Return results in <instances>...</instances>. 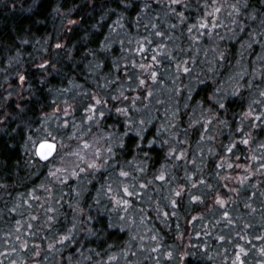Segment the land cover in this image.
Segmentation results:
<instances>
[{"label":"trees","instance_id":"obj_1","mask_svg":"<svg viewBox=\"0 0 264 264\" xmlns=\"http://www.w3.org/2000/svg\"><path fill=\"white\" fill-rule=\"evenodd\" d=\"M7 84L0 264H236L239 245L264 254V0H0L1 103ZM65 101L80 172L56 188L54 159L39 160L27 138ZM98 104L108 113L92 134ZM136 184L130 210L148 211L153 230L141 237L138 218L122 223L108 200Z\"/></svg>","mask_w":264,"mask_h":264},{"label":"rangeland","instance_id":"obj_2","mask_svg":"<svg viewBox=\"0 0 264 264\" xmlns=\"http://www.w3.org/2000/svg\"><path fill=\"white\" fill-rule=\"evenodd\" d=\"M173 3H180L181 0H172ZM224 12V11H221ZM216 14V13H215ZM213 15V20H214V16ZM219 22H217L216 20H214L211 25L209 26L210 28H214L215 24H218ZM71 25L76 24L75 22H70ZM20 79V77H19ZM18 79V81H19ZM21 81V80H20ZM22 82V81H21ZM8 85V84H7ZM22 87L17 90L18 92L21 91ZM5 91L10 92L7 95L6 98V102L5 103H1L0 101V124L5 121H7L9 118V112L8 109L6 107L7 103L11 100L12 97V92L13 87L9 86L5 89ZM4 93V91L2 92ZM59 97H63L60 94H58ZM57 96V97H58ZM59 99V98H58ZM64 99V97H63ZM62 99V100H63ZM59 99V101H62ZM3 102V101H2ZM62 103V102H61ZM98 104V111H97V117L96 114L93 116H88V123H86V127L88 129H90L92 131V134H95V131L97 130L99 125V122L104 116L107 115L108 112H106V110H103L101 108H99ZM75 112H74V106L71 105L70 103H68V101L63 102V104H61L60 106H58V108L54 111H52V113L48 114V115H44L42 117V121L39 123V125L37 126L36 129L31 131V136L28 137V142H27V147L29 150L32 151V153L34 154V156H36V146L40 143L43 142V140H50V141H56L58 144V152L56 154V156L54 157V160L47 166V171H49V176L48 179L51 181L50 185L52 183L56 184V188L60 183H63V186L65 187L68 182H71L72 180H76L77 179V174L80 172L79 170V159H78V148L77 145L76 147H71L70 143L72 141H76L77 137L75 136V134L72 135V129H74L76 126V122L77 118L75 117ZM98 122V123H97ZM1 130V129H0ZM69 133H71V137L72 139L69 141L70 143L66 144V142H64V135H69ZM85 140H82V143ZM85 146L89 147L87 150L82 149L80 154H84V156H87L86 160L87 162L90 163V161L94 160V153H93V145H91V143L89 141L85 142ZM31 153V154H32ZM159 179H161V177H159ZM62 187V186H61ZM125 190L124 192H117L115 190L112 189V191L110 192L111 194H109V201L113 202V207H112V211L117 213L115 214L117 217L119 215V219L120 221H122V223L130 218H134L137 217L139 220L138 224L136 225V229H137V233L139 230V233L137 235H142V234H146V231L148 230H152V226H150V222H146L147 220H149L150 216L147 215L148 211L146 212H142L140 211V207L139 205L136 204V207L131 208L130 210V206L131 203L130 201L127 200V197H130L132 199L133 196H135V191H136V185L133 186H124ZM155 186H153L152 188H154ZM44 189V187L41 185L39 190ZM140 189V188H139ZM151 189V188H150ZM56 190V189H55ZM58 193V192H57ZM53 194H55V192L52 190L50 196L48 197L49 200L52 199ZM111 198V199H110ZM42 201V200H40ZM217 204H222L224 203L225 199H218L217 200ZM75 213V212H74ZM80 217L84 216V215H79ZM141 218V219H140ZM141 223V225H140ZM78 227L79 229H83V231L85 230V225L84 223L81 225V223H78ZM71 232H74V229L71 230ZM70 235V232H61L59 234V236L61 237V244H64L67 242V238ZM133 236L134 240L135 238L139 237V236ZM181 236H183V234H181ZM141 237V236H140ZM183 238V237H182ZM143 241H145L143 239ZM146 242V241H145ZM141 244V243H140ZM74 246V245H73ZM145 247V244H141L140 248L143 249ZM237 257L238 259L236 260V264H250L249 262H247L246 257H249L250 254L252 257L255 256V263L256 264H264V261H262L261 256L263 257L262 254H256L257 249L262 252L261 248L258 247L257 249H252V245L250 247H243L242 245H239L237 247ZM184 255L186 256V253L183 252ZM263 253V252H262ZM61 261V260H60ZM60 264V263H59Z\"/></svg>","mask_w":264,"mask_h":264},{"label":"water","instance_id":"obj_3","mask_svg":"<svg viewBox=\"0 0 264 264\" xmlns=\"http://www.w3.org/2000/svg\"><path fill=\"white\" fill-rule=\"evenodd\" d=\"M49 144H54L55 145V150L51 152L50 155H48V158L45 159L42 155V153H46L49 151V149L47 148V145ZM36 156L39 160H41L42 162H48V161H52L54 159V157L56 156L57 152H58V144L56 141H50V140H43V142H40L36 148Z\"/></svg>","mask_w":264,"mask_h":264},{"label":"snow or ice","instance_id":"obj_4","mask_svg":"<svg viewBox=\"0 0 264 264\" xmlns=\"http://www.w3.org/2000/svg\"><path fill=\"white\" fill-rule=\"evenodd\" d=\"M244 143H247V141H244ZM47 148L49 149V151L46 152V153H42V155H43V157L45 159H47L48 158V155H50L51 152L55 150V145L54 144H49V145H47ZM92 166L95 167V165H92Z\"/></svg>","mask_w":264,"mask_h":264}]
</instances>
